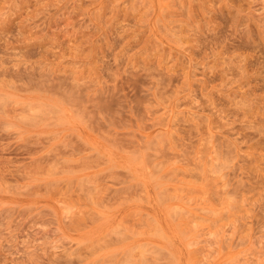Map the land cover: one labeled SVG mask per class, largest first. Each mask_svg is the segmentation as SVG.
Here are the masks:
<instances>
[{"label": "rangeland", "instance_id": "rangeland-1", "mask_svg": "<svg viewBox=\"0 0 264 264\" xmlns=\"http://www.w3.org/2000/svg\"><path fill=\"white\" fill-rule=\"evenodd\" d=\"M0 264H264V0H0Z\"/></svg>", "mask_w": 264, "mask_h": 264}]
</instances>
